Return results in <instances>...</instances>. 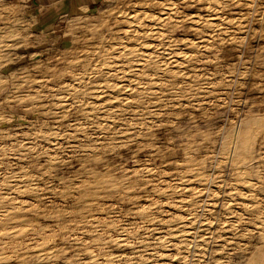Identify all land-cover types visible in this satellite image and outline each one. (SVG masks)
<instances>
[{
  "label": "clouds",
  "instance_id": "9594fccd",
  "mask_svg": "<svg viewBox=\"0 0 264 264\" xmlns=\"http://www.w3.org/2000/svg\"><path fill=\"white\" fill-rule=\"evenodd\" d=\"M68 3L84 12L90 4L102 10L75 22L81 35L73 43L93 40L95 47L56 48L62 37H53L58 21L68 15L66 0H35V5L0 0V264H160L165 259L160 250L169 248L176 255L166 259L179 264H264V200L256 195L264 192V49L251 44L264 39V0ZM236 8L238 18L229 19ZM188 9L197 14L187 15ZM145 20H155V29ZM130 21L121 39L113 29ZM193 24L199 27H188ZM37 26L40 34L33 35L30 29ZM175 32L192 33L197 40L173 39ZM239 32L247 35L238 38ZM150 39L161 43L152 56L142 55L139 49ZM129 41L137 47L125 49ZM182 43L196 51L178 67L199 63L215 71L207 75L205 67V75L194 70L190 77L173 72L174 57H184ZM42 44L50 46L49 59L30 58L26 50ZM235 53L240 59L232 64ZM26 119L25 131L18 125ZM168 165L176 170L165 172ZM217 169L218 174H205ZM190 176L232 189L224 193L232 195V204L241 195L255 203L239 205L247 213L241 216L225 202V211L209 221L204 215L209 200H198L201 191L192 189L190 198L176 200L185 191L179 185ZM238 185L253 191L240 193ZM142 200L150 203L144 206ZM165 202L187 203L189 216L165 213ZM225 212L239 216L231 241L217 250L224 238L209 232L201 245L200 223H222ZM185 219L196 224L192 241L186 239ZM159 225L168 226L166 235ZM173 238L180 243L172 244ZM117 249L130 252L115 255Z\"/></svg>",
  "mask_w": 264,
  "mask_h": 264
},
{
  "label": "rangeland",
  "instance_id": "374dc122",
  "mask_svg": "<svg viewBox=\"0 0 264 264\" xmlns=\"http://www.w3.org/2000/svg\"><path fill=\"white\" fill-rule=\"evenodd\" d=\"M14 0H8V4L13 3ZM142 9L137 8L136 11L139 12ZM99 11L102 10H98V8L94 11H92L91 13H89L88 15H81L78 17H66L63 21H58L59 24V31H57L54 34V37H62V40L60 43H58L56 45V48L60 51V52H66L69 50H83L84 47H95V45L98 43L96 41L93 40H89L87 45H83V44H74L73 43V39L74 37H79L81 35L80 29L77 27L76 25V21H79L81 18L83 17H92L95 15L99 14ZM143 11H148L147 9H144ZM241 11V9L236 8L233 10L234 14H231L228 16L229 19L235 20L238 18V16L236 14H238ZM129 14H134L132 12H130ZM153 15H156V12H152ZM186 14L187 15H195L197 14V10L196 9H188L186 10ZM204 12H200L199 15H204ZM217 15H223V14H217ZM160 19L163 20L164 16L160 14ZM123 19V18H121ZM147 22V23H146ZM149 22V23H148ZM144 23L148 26L149 30H154V27H156V24L153 25L154 23H156V21H148L145 20ZM153 23V24H152ZM213 24H221L222 21L220 19H213L212 20ZM131 24V23H130ZM131 27V25H129V23L127 24H120L117 28L113 29V31H118L121 33V39H124V33H127L129 28ZM188 27H199L198 24H193V25H189ZM232 27V26H229ZM255 29L259 30L260 25L256 24L253 26ZM136 30L138 32H143L145 31V29L143 28H136ZM142 30V31H141ZM163 32V28L160 29ZM30 31L32 32L33 35H39L40 34V29L39 26H37V28H33L30 29ZM208 32V40H211L212 37V33L211 30L208 29L206 30ZM69 32H71L72 34L69 35ZM88 35H91V33H89ZM247 35V32H239L237 33V37L238 38H243ZM173 39H178L181 41H185V40H191L193 43L196 42L197 40V36L192 34V33H188V34H184L182 32H175L173 34ZM224 39H227V37H224ZM131 42V43H130ZM159 43H161V41L159 39H150V40H146L145 44L149 45L148 47H142L139 49L140 53L142 55H147V56H152L154 54V52L156 51V48L154 46H158L160 45ZM252 44V48L253 49H264V39H259L257 40H253L251 42ZM112 47H118V44L116 42H113ZM125 49H135L137 47L135 41H129L127 44L124 45ZM222 47H224L222 45ZM229 49H237L239 47V45L236 44H229L226 46ZM181 50L184 53V57L180 56V55H176L174 57L175 60V64L172 65V71L176 72L177 70H179L182 73H187V75L190 77L193 73V71L195 70V74L197 76H203L206 73L204 71H202L203 68H207V75H211L214 71H215V67L213 65H202L199 63L196 64H192L187 68H182V67H178L179 65L185 63V57L188 55H194L195 54V49L191 48V47H184L183 43L180 45ZM50 49L49 45H45L42 44L40 46L37 47H32L27 49L26 51L29 53L30 58H31V54H35V58L37 60H47L49 59L48 56V51ZM144 50V52H143ZM146 50V51H145ZM25 50H20L17 49V53L20 54ZM123 53H120L119 55H122ZM264 54V53H262ZM112 55L116 56L117 53H112ZM205 55H207V52L205 51ZM223 58H224V53L221 52V60L223 62ZM240 59V55L239 53H235V59L231 60L232 64H235L237 60ZM115 63L119 64L120 60L116 59L114 61ZM261 71H264V69H260ZM105 71H111V69H105ZM223 71L224 74L227 75L228 72V64L224 63L223 64ZM217 80H219V77H217ZM180 82H184L183 80H181ZM188 83H191V80L187 81ZM119 83H124L127 84L128 81H122ZM216 91H219L218 89ZM125 96L128 95L127 91H125L124 93ZM212 97H209V99H211ZM97 103L103 102V101H96ZM182 103H186V101H181ZM27 119H32V117H28ZM27 119L25 121H21L18 125L19 128L23 129V130H27ZM179 163V162H177ZM175 167L173 165H168L165 167L164 171L165 172H169V171H175ZM206 175H214V174H218V169L213 172L212 170H209L205 173ZM165 181H171L172 177L171 176H165L164 177ZM189 183L187 184H183V185H179V187H183L185 189L184 193H183V197L177 196L176 200L179 201L181 199H188L190 198L192 195H194V193L190 190L195 189L197 191H201L202 194L198 197V200L200 202H204L205 200H209V203L207 204V212L206 214H204L206 216V219L209 221H214L216 219V216L218 213L220 212H224L225 210L222 209L221 205L225 202H227L232 210V212L240 214L241 216H247V213L245 212L244 208L240 207L239 205L241 204H252L255 203V201L252 200H246L244 199V196H237L236 197V204H232L231 201L233 199L232 195H224V193H231L233 190L232 189H225V188H221L219 187L217 184H212V185H206V184H201V183H197L195 181V179L193 177H188ZM254 183H256V181H253ZM237 190L240 193L243 194H247L251 191H253L252 189H249L243 185H238L237 186ZM208 192H211L213 194V198H210L208 196ZM256 195H258L260 197L261 200H264V192H256ZM23 199H30L29 197H22ZM142 205L147 206L150 202L148 200H142L140 202ZM189 207V205L187 203L183 204L182 206H172L170 207L167 202H165L164 204V208L163 211L165 213L171 214V216L174 217H188L189 213L188 211H186L185 209H187ZM163 219L167 220L169 219V216L165 215L163 217ZM222 223H216V222H212V223H200L199 228V235L201 237V245H203V238L209 233V232H218V234L223 237L224 239H221L219 241V244L217 245V250L219 249L220 245H223L226 241H231L232 237H233V227L236 226L239 222V216L238 215H228L227 212H225V215L220 217ZM183 223L185 225H190L189 227L185 228L184 231H186L187 233H189V235H187L186 239L188 241H192L194 239V237L191 235V233L196 230V224L193 223L192 221L185 219L183 221ZM257 223H259V221H257ZM148 227L153 228V227H157V225H148ZM167 225H159V228L164 230V234L166 235V230H167ZM172 227H176V225H172ZM240 227L242 228H246L250 231H255L256 228L252 225V224H243L240 225ZM223 228V231H220V229ZM161 232L157 231L155 233L156 236H161ZM85 239H88V237H85ZM238 243L240 241H237ZM244 243H247V241H243ZM172 244H178L180 243V241L178 239L173 238L171 241ZM161 253L163 254V256L165 257V259L161 260L160 264H179V262L176 259H173L172 261H168L166 259L167 256H173L175 257L176 255V249L175 248H169V249H161L160 250ZM123 252H130L129 249H124ZM122 250L117 249L114 254L115 255H120L123 254ZM217 259H222V256H217Z\"/></svg>",
  "mask_w": 264,
  "mask_h": 264
},
{
  "label": "crops",
  "instance_id": "0c3cea01",
  "mask_svg": "<svg viewBox=\"0 0 264 264\" xmlns=\"http://www.w3.org/2000/svg\"><path fill=\"white\" fill-rule=\"evenodd\" d=\"M31 2L33 5H35V0H31ZM87 7L89 8L88 12H84L82 10L83 6L73 9L71 5L68 3V0H66L64 12L68 14L66 17L70 18V17H78L81 15H88L89 13L97 9V5L90 4V5H87Z\"/></svg>",
  "mask_w": 264,
  "mask_h": 264
},
{
  "label": "bare ground",
  "instance_id": "6f19581e",
  "mask_svg": "<svg viewBox=\"0 0 264 264\" xmlns=\"http://www.w3.org/2000/svg\"><path fill=\"white\" fill-rule=\"evenodd\" d=\"M161 15H163L164 16V13L163 12H161L160 13ZM132 15H134V14H129V17H131ZM196 15V14H195ZM161 17V16H160ZM121 18H123V17H121ZM164 18H165V16H164ZM149 21V20H148ZM153 21H155V20H153ZM162 21V20H161ZM131 23V21L129 22V25H131L130 24ZM147 23V22H146ZM149 23V22H148ZM153 24V23H152ZM156 23H154L153 25H155ZM141 29V28H140ZM154 29H155V27H154ZM137 31V30H136ZM142 31V30H141ZM131 43V42H130ZM160 44V43H159ZM146 51V50H145ZM143 52H144V50H143Z\"/></svg>",
  "mask_w": 264,
  "mask_h": 264
}]
</instances>
